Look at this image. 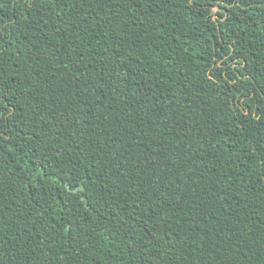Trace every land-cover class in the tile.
Masks as SVG:
<instances>
[{
	"label": "trees",
	"instance_id": "16d2710c",
	"mask_svg": "<svg viewBox=\"0 0 264 264\" xmlns=\"http://www.w3.org/2000/svg\"><path fill=\"white\" fill-rule=\"evenodd\" d=\"M0 264H264V0H0Z\"/></svg>",
	"mask_w": 264,
	"mask_h": 264
}]
</instances>
